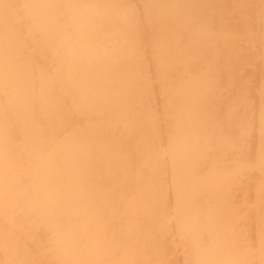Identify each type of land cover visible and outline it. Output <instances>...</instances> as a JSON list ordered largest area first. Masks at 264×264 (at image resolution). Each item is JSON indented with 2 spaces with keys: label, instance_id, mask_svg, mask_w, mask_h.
<instances>
[{
  "label": "bare ground",
  "instance_id": "obj_1",
  "mask_svg": "<svg viewBox=\"0 0 264 264\" xmlns=\"http://www.w3.org/2000/svg\"><path fill=\"white\" fill-rule=\"evenodd\" d=\"M0 264H264V0H0Z\"/></svg>",
  "mask_w": 264,
  "mask_h": 264
}]
</instances>
